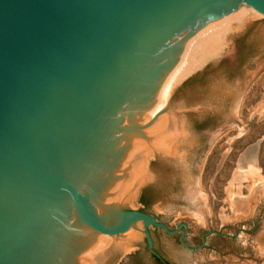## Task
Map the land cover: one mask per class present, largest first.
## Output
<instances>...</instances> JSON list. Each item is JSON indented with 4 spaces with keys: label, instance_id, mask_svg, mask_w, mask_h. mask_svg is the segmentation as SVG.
<instances>
[{
    "label": "water",
    "instance_id": "water-1",
    "mask_svg": "<svg viewBox=\"0 0 264 264\" xmlns=\"http://www.w3.org/2000/svg\"><path fill=\"white\" fill-rule=\"evenodd\" d=\"M240 5L264 15V0H0V264H81L98 234L138 220L158 258L148 227L169 236L183 227L178 242L189 251L208 234L230 237L209 231L191 248L185 223L170 231L123 211L127 192L111 203L106 193L137 138L145 147L125 173L148 150L175 162L181 128L168 126L170 146L144 131L178 89L150 116L156 93L187 43ZM120 249L113 242L109 253Z\"/></svg>",
    "mask_w": 264,
    "mask_h": 264
},
{
    "label": "rangeland",
    "instance_id": "rangeland-1",
    "mask_svg": "<svg viewBox=\"0 0 264 264\" xmlns=\"http://www.w3.org/2000/svg\"><path fill=\"white\" fill-rule=\"evenodd\" d=\"M239 18L228 20L217 32L220 42L214 31L205 36L210 39L206 42L216 37L215 50L206 51L207 60L171 84L178 90L169 111L144 131L150 144H156L158 135L170 146L173 141L164 136L168 126L173 124L174 133L180 127V149L172 155L175 162H163L148 150L150 154L136 161L126 177L110 184L112 191L120 181L126 183L119 190L129 197L123 211L144 212L170 231L185 223L184 242L191 248L199 247L201 236L209 231L234 239L208 234L202 249L189 251L178 242L183 227L174 236L148 227L157 259L147 250L144 224L138 220L130 225L133 230L120 233L131 230L129 242L120 234H98V244L81 256V264H89L84 259L92 264H101L102 259V264H264V57L257 61L264 53V15L243 5ZM193 38L186 49L195 46ZM193 59L195 64L198 59ZM257 66L261 69L242 93ZM136 140L126 159L145 147L144 139ZM133 171L140 172L136 178ZM141 197L146 206L139 203ZM192 209L199 210L202 218L195 217ZM113 242L121 249L110 254Z\"/></svg>",
    "mask_w": 264,
    "mask_h": 264
},
{
    "label": "bare ground",
    "instance_id": "bare-ground-1",
    "mask_svg": "<svg viewBox=\"0 0 264 264\" xmlns=\"http://www.w3.org/2000/svg\"><path fill=\"white\" fill-rule=\"evenodd\" d=\"M242 8H243V5H240L233 13H231L230 15L218 20V21H215L213 23H209L205 28L202 29V31H200L196 36H194V40H195V46H191L189 48H185L182 55L180 56L179 58V61L177 62V64L174 66V68L170 71V73L168 74V76L165 78V81L163 83V85L160 87V89H158L157 93H156V103L154 104V107H152V110H151V114L150 116H153L154 114H156L158 111H160L162 108H164L167 104V101L173 91L171 87V84L174 83L175 81H177L178 79H182L184 77H186L190 72H192L197 66H199L202 62H204L205 60H207V58L209 57L208 56V53L207 52H210V51H214L216 48V45L218 44L217 41H214V39L216 37L213 38V42L212 44H209L211 42H206V41H209L210 39L206 38L207 35L209 34V32L211 31H214L215 34L213 36H217L218 39H219V36H218V31L222 28V26H224L225 22H227L228 20L232 19L233 17H237V19L239 18V16L242 15ZM240 19V18H239ZM224 28V27H223ZM206 36V37H205ZM219 42H220V39H219ZM189 43V42H188ZM198 45V48L196 47ZM196 47V49H195ZM186 50V51H185ZM203 52V54H202ZM194 57H197L198 60H196L195 64H194ZM167 90H169V93L168 95L167 94ZM166 95V97H164ZM172 124V123H171ZM173 125V124H172ZM176 132V131H175ZM156 133V132H155ZM154 135V134H153ZM154 140V139H153ZM137 141V140H136ZM156 141V140H155ZM134 142V141H133ZM132 142V143H133ZM135 143V142H134ZM150 154V153H148ZM147 154V155H148ZM126 156L122 158L119 166H118V169L119 170L118 172L119 173H115L114 177H113V180H115L116 178H120V177H126V174L125 173V169L124 166L128 163L129 159H126L127 157V153L125 154ZM132 160V159H131ZM143 161V160H142ZM138 165V164H137ZM127 166V165H126ZM137 167V166H136ZM139 168V167H138ZM134 169V168H133ZM136 169V168H135ZM141 169V168H139ZM135 171V170H134ZM133 171V172H134ZM132 172V173H133ZM137 172V171H136ZM134 172L133 175H134V178H136L137 174L140 173H136ZM131 173V174H132ZM129 174V173H128ZM132 175V177H133ZM145 176V175H144ZM131 178V177H130ZM130 178L128 180H130ZM132 180H134L133 178H131ZM112 180V181H113ZM127 180V185H129V182L132 181H128ZM143 180V178H142ZM124 180L120 181L117 185V188L114 189V190H110V189H113L112 187L109 186L108 190H107V193H106V196L107 199H119L120 197H122V195H120L123 191H119L121 188H123L126 183L122 184ZM132 183V182H131ZM138 181L134 182V187L137 185ZM140 184V183H139ZM121 185H123V187H121ZM119 191V192H118ZM134 192V191H133ZM132 192V193H133ZM130 193V192H129ZM134 195V193H133ZM129 199V197H128ZM193 210V209H192ZM195 217H198L199 219L202 218V216L200 215L199 213V210L197 211H190ZM202 213V212H201ZM193 216V217H194ZM133 227V226H132ZM131 226L127 229H131L132 228ZM126 230V231H127ZM133 230V229H131ZM131 230L128 231V232H125L124 234H120V239L122 241H124L123 238L127 237L128 239L126 240L125 239V242H129L131 241ZM128 235V236H127ZM117 238V237H116ZM118 246V244H116ZM125 246V245H124ZM119 247V246H118ZM100 261V260H99ZM102 261L103 259L100 261V263L102 264ZM99 263V262H98ZM104 264V263H103Z\"/></svg>",
    "mask_w": 264,
    "mask_h": 264
},
{
    "label": "trees",
    "instance_id": "trees-1",
    "mask_svg": "<svg viewBox=\"0 0 264 264\" xmlns=\"http://www.w3.org/2000/svg\"><path fill=\"white\" fill-rule=\"evenodd\" d=\"M242 52H243V49L242 50L240 49V53H242ZM139 203L142 204V205H144V206H146L148 204L146 202V200L144 199V197H141L140 198Z\"/></svg>",
    "mask_w": 264,
    "mask_h": 264
},
{
    "label": "flooded vegetation",
    "instance_id": "flooded-vegetation-1",
    "mask_svg": "<svg viewBox=\"0 0 264 264\" xmlns=\"http://www.w3.org/2000/svg\"><path fill=\"white\" fill-rule=\"evenodd\" d=\"M153 228H155V227H153ZM155 229H158V230H162V229H160V228H155ZM184 229V228H183ZM186 237V236H185ZM185 237H184V239H185ZM147 248V247H146ZM147 250H148V248H147ZM155 250V249H154ZM149 251V250H148ZM151 254V253H150ZM151 255H153V254H151ZM154 257H156L155 255H153ZM157 259H160V258H158V257H156Z\"/></svg>",
    "mask_w": 264,
    "mask_h": 264
}]
</instances>
